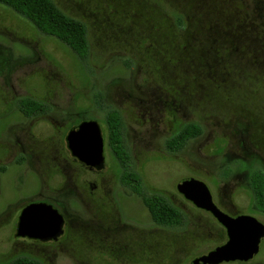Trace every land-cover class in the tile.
I'll use <instances>...</instances> for the list:
<instances>
[{
  "label": "rangeland",
  "instance_id": "rangeland-1",
  "mask_svg": "<svg viewBox=\"0 0 264 264\" xmlns=\"http://www.w3.org/2000/svg\"><path fill=\"white\" fill-rule=\"evenodd\" d=\"M54 2L85 23L87 58L80 59L0 4V95L32 93L64 110H89L100 122V107L116 109L123 119L131 168L144 191L163 194L184 215L179 228L160 227L144 207L142 248L134 234L128 262L113 259L112 264H190L225 242L223 228L178 192L176 185L185 177L204 182L213 200L227 201L230 212L248 213L264 225V213L252 206L248 188V176L264 168V66L253 64L254 58L264 59V53L259 56L251 46L227 41L207 48L202 44L212 28L224 32L241 25L253 26L248 30L257 41L263 30L250 15L257 3L264 14V0H207L208 18L203 0L192 2L193 11L187 0ZM176 15L183 17L184 28H178ZM260 49L264 51V45ZM191 123L202 133L181 151L168 152L167 138ZM238 136L244 137V151ZM254 155L262 159L259 166L240 159ZM114 158L107 154L113 171ZM118 169L120 173V165ZM36 185L32 177L15 195L1 182L0 225L15 212L16 198L34 192ZM71 205L81 219L89 217L83 201ZM119 214L124 224L137 223L132 200H125ZM75 243L88 263V243ZM220 264H264V238L251 260Z\"/></svg>",
  "mask_w": 264,
  "mask_h": 264
},
{
  "label": "flooded vegetation",
  "instance_id": "flooded-vegetation-1",
  "mask_svg": "<svg viewBox=\"0 0 264 264\" xmlns=\"http://www.w3.org/2000/svg\"><path fill=\"white\" fill-rule=\"evenodd\" d=\"M187 1L193 11L196 8L192 3L194 0ZM203 10L208 18L210 11L207 0H203ZM180 17L183 19L182 16ZM184 27V24L178 25L179 29ZM250 27L254 30L253 26L241 25L239 29L222 27L223 32L219 27H215L210 30L212 35L207 29L202 44L204 48L210 43L211 47L216 43L223 45L224 42H228V39H225L227 35L228 43L231 45L238 44L245 47L248 45L254 49L257 37L252 36L253 30H248ZM253 64L262 67L264 59L254 58ZM73 109H61L32 93L0 95V185L3 181L17 195L23 186L26 189L25 184L30 182L32 177L37 184L34 192L16 198L15 212L10 214L6 224L0 225V264H9L16 258L30 259L37 264H112L113 259L128 262L134 234L138 247L142 248L145 191L141 178L136 172L137 178H133L130 184L126 183L123 176L126 172L123 167L131 168V162L124 163L123 158L119 160L109 144L107 112L112 108H99L103 122L98 121L89 110L77 108L78 111H75L76 107ZM88 121L96 122L100 128L103 140V166L100 169L82 162L68 145L67 136L70 131ZM122 137L125 144L124 123ZM238 137V146L244 151V137ZM125 147L128 151L126 144ZM107 154L111 158L116 157L114 161L117 163V170L111 169ZM254 156L257 158L256 161L251 160ZM254 156L247 159L240 157V159L250 164L257 163L259 166L262 159ZM119 165L122 168L120 173ZM10 167H13V170L8 175ZM259 171L264 176V168L260 167ZM243 174L246 172L244 171ZM248 188L252 194L250 202L257 209L252 189L249 185ZM129 199L137 208L138 218L135 224H124L119 214L121 205ZM73 200L83 201L87 205L89 217L81 219L71 205ZM187 201L205 215L211 216L214 223L223 228L227 240L226 229L209 211L197 208L192 202ZM213 202L229 216L249 215L230 212L226 209L227 201L220 202L221 204L214 200ZM46 206H50L61 216V232L45 240L35 236L41 233L38 231L39 225L35 223V226L30 227L27 223L23 224L21 216L27 208L42 209ZM258 209L261 211L260 208ZM28 216L37 221L39 216L42 217V212L32 211ZM78 240L89 245L88 263L83 257L86 254L81 256L77 250L75 242Z\"/></svg>",
  "mask_w": 264,
  "mask_h": 264
},
{
  "label": "trees",
  "instance_id": "trees-1",
  "mask_svg": "<svg viewBox=\"0 0 264 264\" xmlns=\"http://www.w3.org/2000/svg\"><path fill=\"white\" fill-rule=\"evenodd\" d=\"M0 4L22 16L41 33L59 40L62 44L70 48L80 59L87 58L89 43L85 23L67 14L54 0H0ZM260 12L261 7L257 3L254 5L250 17L263 30L261 33L262 37L256 41L257 45L261 48L264 45V14ZM175 19L176 21L178 19V25H183V19L180 16H177ZM260 48H254L252 52L261 56L264 51ZM107 126L109 144L114 154L118 158L125 159L124 163H130L131 158L122 137L123 121L117 110L110 109L107 112ZM201 133L202 129L198 124H186L166 141L165 148L170 153L179 152L189 140L198 137ZM123 169L126 172L123 175L126 183L130 184L133 178H137V174L129 166H124ZM250 187L256 205L264 212V176L260 171H256L251 175ZM144 205L152 222L157 226L179 228L184 222V215L181 210L172 205L161 193L145 192ZM9 264L37 263L26 258H16Z\"/></svg>",
  "mask_w": 264,
  "mask_h": 264
},
{
  "label": "water",
  "instance_id": "water-1",
  "mask_svg": "<svg viewBox=\"0 0 264 264\" xmlns=\"http://www.w3.org/2000/svg\"><path fill=\"white\" fill-rule=\"evenodd\" d=\"M69 148L73 154L87 165L103 166V140L100 128L94 121L84 122L73 128L67 136ZM176 188L183 197L192 202L197 208L209 211L226 229L227 240L208 253L194 258L190 264H220L223 262H247L259 251L264 238V225L251 215L229 216L222 212L213 202L207 185L193 177H185L178 181ZM31 207V206H30ZM32 211L42 212L39 219L30 218ZM21 222L27 225H39L38 230L42 239H49L60 234L61 216L50 206L46 208H27Z\"/></svg>",
  "mask_w": 264,
  "mask_h": 264
}]
</instances>
